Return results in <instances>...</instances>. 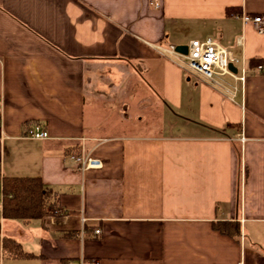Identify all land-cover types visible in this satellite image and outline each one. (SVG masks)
I'll use <instances>...</instances> for the list:
<instances>
[{
  "label": "crops",
  "instance_id": "obj_1",
  "mask_svg": "<svg viewBox=\"0 0 264 264\" xmlns=\"http://www.w3.org/2000/svg\"><path fill=\"white\" fill-rule=\"evenodd\" d=\"M151 1L0 0V195L4 177L40 178L63 213L0 206V264H264V70L249 66L264 34L225 12L264 0ZM206 39L249 68L234 102L151 48ZM75 152L102 167L79 172Z\"/></svg>",
  "mask_w": 264,
  "mask_h": 264
},
{
  "label": "built area",
  "instance_id": "obj_2",
  "mask_svg": "<svg viewBox=\"0 0 264 264\" xmlns=\"http://www.w3.org/2000/svg\"><path fill=\"white\" fill-rule=\"evenodd\" d=\"M151 5L158 8V0H152ZM242 27L250 26L258 34H264V15H253L241 13L236 16ZM242 37L237 43L242 44ZM186 54L180 53L175 46L152 45L151 48L161 58L171 62L187 75L199 80L214 91H217L229 101H236L238 95L243 93L246 75L249 68L243 58H236L232 52L219 43L206 39L204 41L193 40L188 43ZM230 65L235 68V72L230 69ZM257 71L264 70L263 66H258ZM231 81L232 84H229ZM1 127V121H0ZM26 137L32 140L43 141L48 139L47 133L40 126L34 125L28 128ZM241 141L243 139L241 138ZM68 159L77 165L79 172L84 173L89 169H100L102 162L91 157L89 154H69ZM1 179V175H0ZM0 206L2 207V195H0ZM83 221V220H82ZM100 231L96 230L95 234ZM78 264H84L79 262ZM97 264V263H92Z\"/></svg>",
  "mask_w": 264,
  "mask_h": 264
},
{
  "label": "trees",
  "instance_id": "obj_3",
  "mask_svg": "<svg viewBox=\"0 0 264 264\" xmlns=\"http://www.w3.org/2000/svg\"><path fill=\"white\" fill-rule=\"evenodd\" d=\"M233 8L226 9V16H237ZM261 59L251 60L250 67L262 65ZM79 152H75L78 154ZM74 154V153H73ZM2 216L29 223L47 218H60L63 213L59 206L57 193L45 186L40 178L4 177L1 184ZM220 234L239 241L240 228L236 223H221L214 226ZM3 251L13 258H30L21 244L11 238H3Z\"/></svg>",
  "mask_w": 264,
  "mask_h": 264
},
{
  "label": "water",
  "instance_id": "obj_4",
  "mask_svg": "<svg viewBox=\"0 0 264 264\" xmlns=\"http://www.w3.org/2000/svg\"><path fill=\"white\" fill-rule=\"evenodd\" d=\"M176 50L180 53L186 54L187 52V47L186 46H178L176 47ZM230 69L235 72V68L233 66L230 65Z\"/></svg>",
  "mask_w": 264,
  "mask_h": 264
},
{
  "label": "rangeland",
  "instance_id": "obj_5",
  "mask_svg": "<svg viewBox=\"0 0 264 264\" xmlns=\"http://www.w3.org/2000/svg\"><path fill=\"white\" fill-rule=\"evenodd\" d=\"M187 44V43H186ZM0 226H1V221H0Z\"/></svg>",
  "mask_w": 264,
  "mask_h": 264
}]
</instances>
